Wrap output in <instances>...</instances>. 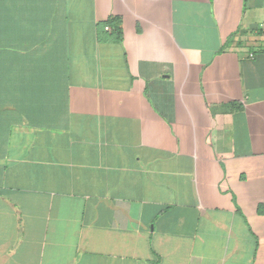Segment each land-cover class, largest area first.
I'll return each mask as SVG.
<instances>
[{
	"label": "crops",
	"instance_id": "0c3cea01",
	"mask_svg": "<svg viewBox=\"0 0 264 264\" xmlns=\"http://www.w3.org/2000/svg\"><path fill=\"white\" fill-rule=\"evenodd\" d=\"M37 2L0 0V264H264V0Z\"/></svg>",
	"mask_w": 264,
	"mask_h": 264
},
{
	"label": "trees",
	"instance_id": "16d2710c",
	"mask_svg": "<svg viewBox=\"0 0 264 264\" xmlns=\"http://www.w3.org/2000/svg\"><path fill=\"white\" fill-rule=\"evenodd\" d=\"M37 6L39 10L42 12L40 14H43L41 17L37 18H24L23 21L26 25L31 26V25H37L38 27H44L46 26L48 22V17L46 15H49V12L51 10V3H47V0H38ZM102 28H105L106 26L111 27V34L114 36V38H119L120 33H121V24L118 18L116 17H109L107 20L103 21L101 24ZM15 28V18H7L1 16L0 13V59L5 56L6 51H14L15 49H9L5 48L9 45H13L14 41V36L15 33L10 32L8 33V29H13ZM7 32V33H6ZM9 40H11L12 44H9ZM7 55V54H6ZM7 57V56H6ZM1 64H0V91L4 92L5 90V85L6 83L4 82L5 80L2 77V71H1ZM4 98L2 96V93L0 92V103L1 101H4ZM9 132V129L7 130Z\"/></svg>",
	"mask_w": 264,
	"mask_h": 264
},
{
	"label": "built area",
	"instance_id": "2783aa9c",
	"mask_svg": "<svg viewBox=\"0 0 264 264\" xmlns=\"http://www.w3.org/2000/svg\"><path fill=\"white\" fill-rule=\"evenodd\" d=\"M252 56V55H251Z\"/></svg>",
	"mask_w": 264,
	"mask_h": 264
}]
</instances>
